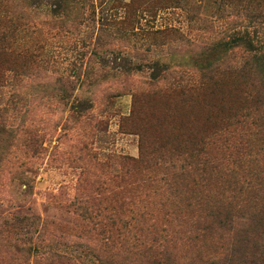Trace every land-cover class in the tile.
<instances>
[{
  "label": "rangeland",
  "instance_id": "obj_1",
  "mask_svg": "<svg viewBox=\"0 0 264 264\" xmlns=\"http://www.w3.org/2000/svg\"><path fill=\"white\" fill-rule=\"evenodd\" d=\"M247 34L264 0H0V264L184 261L264 209Z\"/></svg>",
  "mask_w": 264,
  "mask_h": 264
},
{
  "label": "trees",
  "instance_id": "obj_2",
  "mask_svg": "<svg viewBox=\"0 0 264 264\" xmlns=\"http://www.w3.org/2000/svg\"><path fill=\"white\" fill-rule=\"evenodd\" d=\"M254 36L247 34L236 44V47L247 48L248 54L251 56V69H253L254 63L264 67V37H259L257 34ZM206 162L210 163L211 161ZM215 215H226L225 220L220 223L222 227H227L230 233L227 242L220 243L219 250L217 249L213 253H198L196 256L182 261L172 251H169L170 240L161 239L162 241H160L158 239L154 243L157 248L150 249L153 252L149 258L150 264H264V242L260 237L264 232V209L255 208L254 212L249 214L248 222L241 226L235 225L221 208ZM189 240L192 241V239ZM225 245H229L230 248H225Z\"/></svg>",
  "mask_w": 264,
  "mask_h": 264
}]
</instances>
